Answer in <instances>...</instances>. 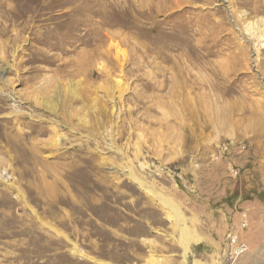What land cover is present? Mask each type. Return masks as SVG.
Wrapping results in <instances>:
<instances>
[{
  "label": "rangeland",
  "instance_id": "rangeland-1",
  "mask_svg": "<svg viewBox=\"0 0 264 264\" xmlns=\"http://www.w3.org/2000/svg\"><path fill=\"white\" fill-rule=\"evenodd\" d=\"M249 206L264 0H0V264H224Z\"/></svg>",
  "mask_w": 264,
  "mask_h": 264
},
{
  "label": "crops",
  "instance_id": "crops-1",
  "mask_svg": "<svg viewBox=\"0 0 264 264\" xmlns=\"http://www.w3.org/2000/svg\"><path fill=\"white\" fill-rule=\"evenodd\" d=\"M241 213H244L246 215V222H247V227L245 228L244 231L242 230V232L244 233L245 231H247V229L248 231L243 234L244 239L241 237L242 235L241 236L238 235V237L241 242L247 245L249 250L248 253L243 257H241L236 264H239L248 255H250V252L253 251L254 247H256L257 250H261L264 247V207L249 206V207H245L244 210L242 209L241 211L237 212L236 213V219L238 221L237 225L241 221V216H240ZM231 230L228 232V234L231 232Z\"/></svg>",
  "mask_w": 264,
  "mask_h": 264
},
{
  "label": "built area",
  "instance_id": "built-area-1",
  "mask_svg": "<svg viewBox=\"0 0 264 264\" xmlns=\"http://www.w3.org/2000/svg\"><path fill=\"white\" fill-rule=\"evenodd\" d=\"M230 147V148H228ZM233 148L242 150V146L239 145H227L224 147V151L233 150ZM231 174L236 175L237 171L231 169ZM241 221L238 225L240 230H244L247 227L246 215L241 213ZM224 264H236L241 257L248 253V247L239 240L238 233L232 230L226 239Z\"/></svg>",
  "mask_w": 264,
  "mask_h": 264
},
{
  "label": "bare ground",
  "instance_id": "bare-ground-1",
  "mask_svg": "<svg viewBox=\"0 0 264 264\" xmlns=\"http://www.w3.org/2000/svg\"><path fill=\"white\" fill-rule=\"evenodd\" d=\"M246 31L247 32H251V30L250 29H248V28H246ZM253 32H251V34H252ZM257 33V32H256ZM258 34V33H257ZM257 34H254L253 33V37H254V39L257 41V43H259L260 44V46L262 45V43H261V39H260V37L257 35ZM4 71V70H3ZM56 142V141H55Z\"/></svg>",
  "mask_w": 264,
  "mask_h": 264
}]
</instances>
